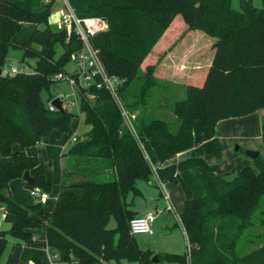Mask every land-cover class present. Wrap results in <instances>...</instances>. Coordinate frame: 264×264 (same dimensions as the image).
I'll list each match as a JSON object with an SVG mask.
<instances>
[{"label":"trees","instance_id":"1","mask_svg":"<svg viewBox=\"0 0 264 264\" xmlns=\"http://www.w3.org/2000/svg\"><path fill=\"white\" fill-rule=\"evenodd\" d=\"M231 1L69 0L78 15L106 19V29L97 32L92 43L107 73L122 79L119 96L123 103L138 73V80L143 81L140 94L161 79L184 85L186 97L173 104L178 118L174 128L162 117L137 116L133 133L104 88H78L77 113L83 114L89 128L68 144L65 153L83 156L82 161L96 164L97 169L84 170L78 180L65 178L74 172L63 168L52 208L39 211L33 219L31 213L40 202L20 205L8 194V184L38 163L25 147L51 134L63 142L71 135L69 124L77 113L65 106L63 112L49 108V99H41L40 90L47 91L50 73L67 71L64 65L81 41L73 33L66 39L65 29L50 26L52 2L0 0V68L8 48L20 49L22 59L34 58L30 72L0 74V205L8 223L0 230V257L8 235L29 246H52L59 259L77 264H100L102 259L146 264L150 251L138 248L129 230L136 211L126 198L130 192L140 194L136 180L151 182L154 168L163 181H176L178 174L191 191L180 214L187 252H164L159 254L160 261L185 264L188 254L190 264H264V243L237 250L241 238L251 241L243 234L254 217L264 224L260 218L264 212V115L260 119L263 150L251 166L238 165L219 173L215 164L200 157L170 162L177 152L213 136L221 119L264 108V3L259 7L252 0H239L236 9ZM29 22L43 27H35L26 40L13 41V33ZM166 31L170 32L164 38L168 41L161 48L157 42ZM195 42L202 47L207 44L203 50L209 58L207 67L196 71L194 80L189 79V72L173 74L174 62L187 59ZM57 44L62 46L59 56ZM170 51L171 57H166ZM89 93L94 99L87 97ZM124 104L129 109L137 106L136 101ZM13 144L19 148L13 150ZM96 173L113 177L86 178ZM32 178L33 183L25 181V186L49 189L42 172L36 171ZM72 187L81 190V197ZM110 217L117 223L114 228L108 227ZM35 226L43 228L37 237L31 232ZM31 259L32 264H43L40 257ZM4 264H14L13 259L8 256Z\"/></svg>","mask_w":264,"mask_h":264},{"label":"rangeland","instance_id":"2","mask_svg":"<svg viewBox=\"0 0 264 264\" xmlns=\"http://www.w3.org/2000/svg\"><path fill=\"white\" fill-rule=\"evenodd\" d=\"M256 6H262L264 0H252ZM231 7L236 9L239 8V0H232ZM56 9L51 10V14L48 18L51 27H54V17ZM208 21L209 18L206 17ZM205 20V22H206ZM42 28V24H35L32 22L22 24L18 30L12 35L13 41H23L28 39L29 33L35 28ZM56 56H59L62 52V46L57 44L55 46ZM5 63L2 65L1 71L3 73L9 71L11 68H17L18 70H24L30 72L33 70L34 58L26 57L22 59V52L20 49L8 48ZM66 72L72 70L75 66L73 61L68 60L65 65ZM56 73H50L48 75L49 86L47 91L45 89L40 90V97L44 101L48 100L50 103L52 98L58 97L62 93L66 94L63 97L64 106L72 111L74 114L77 113V107L74 104H68L72 100L71 87L65 80H57L54 75ZM141 73H138L134 79L131 80L129 89H127L129 96L126 101L128 104H133L136 101L137 106L134 109H128L129 112L134 114L132 124L135 127L134 118L138 117H162L166 119L174 128L178 123L177 116L173 113L172 108L175 101L186 97V89L184 85L178 83H170L166 80L157 79L153 84L149 85L144 93L140 94V89L143 81H139ZM48 98V99H47ZM123 101V100H122ZM78 114V113H77ZM71 118L69 128L71 135L66 140L68 144L71 142V137H80L89 127L83 120V114L79 113ZM260 113L252 112V114L237 116L235 118L221 119L219 124H216L215 133L213 136L202 140L201 143L191 146L188 149L182 150L181 155L175 156V161L181 160L187 157L195 156L203 158L206 162L215 164L216 168H223L225 172H230L235 166L249 165L251 166L253 160L245 154L246 149H257L260 154L263 150V141L261 140V124H260ZM245 120H247L245 122ZM218 123V122H217ZM79 135H74V134ZM62 138H57L54 135H49L47 138H42L40 141L26 147V154L36 155L37 164L29 170L31 176L36 171H40L44 174L46 181L49 183V189L43 190L41 187L34 185L32 189L37 188L40 193H45L47 196H53L59 187L61 181L60 168L62 165L66 170L72 169L74 174L65 175V178L81 179V175H84L85 171H95L97 169L96 164H89L82 161V157L69 155L66 152L68 149L67 142L62 143ZM235 150V146H238ZM13 150H17L19 147L16 144L12 146ZM251 147V148H250ZM64 151V155L61 152ZM33 154V155H32ZM176 155V154H175ZM62 159L60 160V158ZM3 156H0V160ZM62 161V162H61ZM173 161V162H175ZM34 171V172H33ZM33 172V173H31ZM113 176H107L106 173H96L88 175L86 178L97 179H112ZM21 177L12 178L9 182V195L12 199L22 206H30L35 202H40L36 198H32L30 194V187L23 184ZM164 189L168 192L173 206H175L176 214L166 210L164 207V200L161 194V190L154 184L149 183L146 180H136V187L140 191L139 195L133 196L130 192L126 200L130 203V207L133 209L140 210L145 207L156 212V220L153 227V234L147 236L145 234H133L135 242L141 250L148 249L150 252H156L158 254L173 253V254H186L187 252V241L184 235V231L181 222L177 218V214H181L184 210V202L191 196V191L184 184L181 177L177 174L176 181H164ZM78 197H81L82 193L78 187L71 188ZM31 195V196H30ZM264 198V197H263ZM51 199L41 201L43 207H47L50 204ZM264 210V204L261 206ZM36 211V210H34ZM34 211L32 214L34 215ZM3 211L0 205V230L6 229L8 223L2 217ZM264 219V212L260 215ZM253 224L249 226L244 234V238L251 240L239 241L237 250H247L253 248L258 243H264V224L260 220L253 218ZM108 227L114 228L116 226L115 218L110 217L108 220ZM33 234V233H32ZM6 246L1 255L0 263L4 264L7 257L10 256L13 259L14 264H28L29 256H39L43 264H51L45 255L44 246H29L23 243H17L11 236H6ZM247 242V243H246ZM47 247V246H46ZM48 251L54 252L56 260L53 264H77L74 260H61L59 259L58 252L55 248L47 247ZM188 255V254H187ZM101 264H140L136 260H125L122 259L118 263H114L113 260L102 259ZM148 264V263H146ZM149 264H179V262L162 260L159 262H152ZM185 264H190L189 255L186 256Z\"/></svg>","mask_w":264,"mask_h":264},{"label":"built area","instance_id":"3","mask_svg":"<svg viewBox=\"0 0 264 264\" xmlns=\"http://www.w3.org/2000/svg\"><path fill=\"white\" fill-rule=\"evenodd\" d=\"M43 2H52V9H56L57 13V29H65L67 35L66 39H68L70 33H73L78 36L81 41V46L70 54L75 67L68 72H57L54 75L57 80H65L68 82L71 87L72 100L68 102V104H74L77 107L78 88H88L90 86L104 88L115 102L125 127L135 133V128L132 124L134 114L128 111L119 96V88L121 87L123 81L116 75L107 73L105 67L103 66L99 50L92 43V37L97 32L106 29V19L96 15H93L92 17L78 15L75 13L71 3H69V0H43ZM16 71H18V69L14 67L7 71V73L14 74ZM65 95L66 94L64 93L58 95V98L61 99L63 106V97ZM87 97L94 99L93 93H89ZM48 106L51 109H55L51 104V101L48 103ZM71 139V141H73L75 137H71ZM145 157L147 158L146 155ZM151 175V183H154L159 190H161L165 204L164 208L176 214L175 206H173L168 192L164 189V181L159 177V175H157L154 168H152ZM30 194L40 201H44L47 198V195L45 193H40L37 188H31ZM155 217L156 212L154 210H147L143 214L131 217L129 220L130 232L132 234H151L153 232V221ZM177 218L181 222L183 228V223L179 214H177Z\"/></svg>","mask_w":264,"mask_h":264},{"label":"crops","instance_id":"4","mask_svg":"<svg viewBox=\"0 0 264 264\" xmlns=\"http://www.w3.org/2000/svg\"><path fill=\"white\" fill-rule=\"evenodd\" d=\"M50 16V15H49ZM49 18V17H48ZM57 13L55 14V17H54V27H52V28H54V29H57ZM25 24V23H24ZM168 33H170V32H168V31H166L165 32V35L157 42L158 43V45H160L159 47H161V48H163V47H165L166 46V44H165V42H167L168 40H165L164 38L166 37V35H168ZM194 33H197V32H194ZM30 34V33H29ZM206 42L205 43H203V47H202V44L199 42V43H194L192 46H190L191 48L188 50V63H186V61H187V59H185V58H181V59H179L178 61H176V62H174V66H173V70H172V72H173V74H175V75H181V74H186V73H188L189 72V79L190 80H194V77H195V75H194V73L196 72V71H198V70H202V69H204V67H207V65H208V61H209V58L207 57V53L206 54H204L203 53V50H204V48H207L206 47ZM172 52L173 51H170L168 54H167V56L166 57H171V55H172ZM203 53V54H202ZM204 55V56H203ZM188 66H189V69H188ZM174 82V81H173ZM173 82H170V83H173ZM174 83H178V82H174ZM178 84H180V83H178ZM256 112H258V113H260V118L264 115V108L263 109H260V110H257ZM247 120H245V122H246ZM219 122H221V121H219ZM219 122L217 123V124H219ZM89 128V127H88ZM88 128H87V130H88ZM86 130V131H87ZM53 135V134H52ZM74 135H79V134H74ZM63 140V139H62ZM64 142H67V141H64ZM64 142L62 141V143L64 144ZM67 144H68V142H67ZM238 147H239V145H238ZM251 148V147H250ZM238 149V148H237ZM237 149H235V150H237ZM25 152H26V147H25ZM181 152L182 151H180V152H177L176 153V157L180 154L181 155ZM33 155V154H32ZM61 155H64V151L63 152H61ZM175 156L170 160V162H173V161H175ZM62 159V157L60 158V160ZM62 162V161H61ZM64 168V166L62 165V167L60 168V177H61V172H62V169ZM216 170H217V172H219V173H223V172H225L224 171V167L223 168H216ZM34 172V171H33ZM33 172H31V173H33ZM30 174V173H29ZM21 180H22V182H23V184L25 185V180L23 179V178H20ZM61 182V181H60ZM149 183H151V182H149ZM9 185V184H8ZM59 188H60V183H59V187H58V189H57V191H56V194H54L53 196H47V200L48 199H51L52 198V201H50V204H49V206H47L46 208L45 207H43V203H40V207L39 208H37V209H35L36 211H34V215L31 213V216H32V218L33 219H35V218H38V212L39 211H41V210H46V211H50V209L52 208V206H53V204H54V201H55V199H56V196L58 195V192H59ZM72 190V189H71ZM7 192H8V194H9V188H8V190H7ZM74 192V191H73ZM31 196V195H30ZM32 198H36V197H33V196H31ZM37 199V198H36ZM45 199V200H46ZM41 202V201H40ZM34 204V203H33ZM147 210H152V209H150L149 207H145V208H142V209H140V210H137V209H134V211H136V215H140V214H143L145 211H147ZM3 215H4V212H3V214H2V217H3ZM155 220H156V217H155V219H154V223H153V227H154V224L156 223L155 222ZM31 232L33 233V235H34V237L36 236H39V235H41L42 234V232H43V228H42V226H35V228H32L31 229ZM153 234V232L151 233V234H146L147 236H150V235H152ZM40 247H42V246H40ZM43 249L45 250V255H46V257H47V259L50 261V263L51 264H53V262L55 261V257L56 256H53L54 254H53V252H49L48 251V249H47V247L46 246H44L43 247ZM158 254V253H157ZM159 255V254H158ZM34 255H31V256H29L30 258H29V262H28V264H32V257H33ZM37 256V255H36ZM36 256H34V257H36ZM37 257H39V256H37ZM160 261V260H159ZM158 261V262H159ZM148 264L149 263H152V262H147ZM101 264V263H100Z\"/></svg>","mask_w":264,"mask_h":264},{"label":"water","instance_id":"5","mask_svg":"<svg viewBox=\"0 0 264 264\" xmlns=\"http://www.w3.org/2000/svg\"><path fill=\"white\" fill-rule=\"evenodd\" d=\"M0 74H1V69H0ZM51 104L54 106V108L60 112L64 111V106L62 105V101L58 97H54L51 100ZM238 146H235V149H237ZM259 150L257 149H246L245 154L249 156L252 160L257 157L259 154ZM21 178H23L26 182L33 183L34 178L29 174L28 170H24ZM150 255L147 257V262H158L159 261V255L156 252H150Z\"/></svg>","mask_w":264,"mask_h":264}]
</instances>
